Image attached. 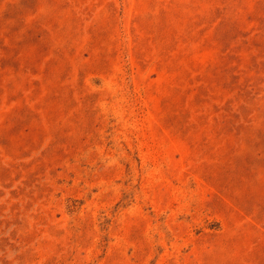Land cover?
Here are the masks:
<instances>
[{
    "label": "rangeland",
    "instance_id": "rangeland-1",
    "mask_svg": "<svg viewBox=\"0 0 264 264\" xmlns=\"http://www.w3.org/2000/svg\"><path fill=\"white\" fill-rule=\"evenodd\" d=\"M0 264H264V0H0Z\"/></svg>",
    "mask_w": 264,
    "mask_h": 264
}]
</instances>
